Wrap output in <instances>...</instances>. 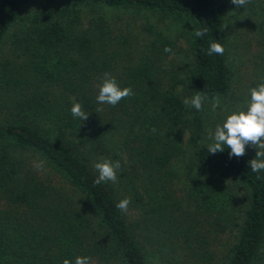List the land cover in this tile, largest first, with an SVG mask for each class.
<instances>
[{
    "label": "trees",
    "instance_id": "obj_1",
    "mask_svg": "<svg viewBox=\"0 0 264 264\" xmlns=\"http://www.w3.org/2000/svg\"><path fill=\"white\" fill-rule=\"evenodd\" d=\"M33 1L0 0V264H264V171L248 163L257 149L208 152L228 114L205 104L234 82L231 0H36L30 9ZM125 10L190 26L183 75L164 63L178 40L152 37V27L142 40L131 35L114 18ZM211 42L222 56L208 55ZM258 59L264 78V50ZM105 73L134 94L98 103ZM182 86L209 98L202 110L183 103ZM74 103L86 121L71 115ZM104 159L120 161L117 182L94 185ZM243 195L229 242L221 235ZM124 198L126 213L116 207Z\"/></svg>",
    "mask_w": 264,
    "mask_h": 264
},
{
    "label": "rangeland",
    "instance_id": "obj_2",
    "mask_svg": "<svg viewBox=\"0 0 264 264\" xmlns=\"http://www.w3.org/2000/svg\"><path fill=\"white\" fill-rule=\"evenodd\" d=\"M43 1L47 2L46 0ZM35 7L36 0L30 4V9H35ZM113 13L114 18L119 19L120 26L131 27L133 31L131 35L137 36L141 40L145 35L150 34L146 27L154 29L152 37L164 33L170 38L178 40L179 52L169 55L164 63L174 65L173 68L181 72L182 75L186 72L191 63L188 41L190 26L187 23L157 15L147 16L134 10L115 11ZM227 30L229 60L234 79L233 88L228 96L221 98L220 107L213 112L220 114L226 110L229 115L232 113L230 112L231 108L235 107L237 102H243L248 96L250 97V90L262 83L259 81L262 80L263 75L259 72L262 71L261 66L263 64L258 58L264 50V2L234 9L228 18ZM6 47L4 53L2 51L1 54L8 52ZM181 93L184 99L192 97L185 92L183 86ZM205 106L211 109L210 103H206ZM242 194L244 191L242 193L240 190V195L242 196ZM243 200L244 195L242 201L239 200L236 203V209L230 213V233L221 235V238H225L229 242L235 240L239 225L242 224V213L247 205V202Z\"/></svg>",
    "mask_w": 264,
    "mask_h": 264
},
{
    "label": "clouds",
    "instance_id": "obj_3",
    "mask_svg": "<svg viewBox=\"0 0 264 264\" xmlns=\"http://www.w3.org/2000/svg\"><path fill=\"white\" fill-rule=\"evenodd\" d=\"M250 0H231V3L239 7H245ZM207 29L194 30V35L203 37ZM165 52H171L170 47H165ZM225 52L224 46L219 42H211L208 50V55L219 54ZM133 90L131 87L121 88L116 79L110 73H105L102 77V83L99 85V92L96 100L100 104L117 105L122 99L132 96ZM208 97L197 92L191 98H185L183 103L191 106L196 110H202L203 105ZM221 99L219 96H213L210 99L211 110L215 111L220 107ZM102 109H97V113ZM71 115L74 118H80L83 121L88 119V115L82 110L80 103H74L71 107ZM154 131V130H153ZM209 139L213 142L208 145V152L215 154L224 151L225 147L230 149L229 156L240 158L245 155L246 145H251L256 148V156L248 163L252 172L259 173L264 171V82L250 90V101L247 103L246 109L240 108L227 115L222 124L215 128L214 135L210 134ZM37 167L42 168L41 161ZM121 167L120 161L115 162L104 159L94 164L98 176L93 181L94 185H99L102 182H117V170ZM130 203L129 198L120 200L116 207L122 212L128 211ZM63 264H72V261L65 259ZM75 264H94L89 257L77 256Z\"/></svg>",
    "mask_w": 264,
    "mask_h": 264
}]
</instances>
